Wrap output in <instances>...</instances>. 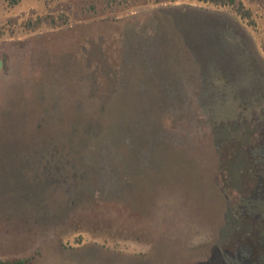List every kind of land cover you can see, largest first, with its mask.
I'll return each mask as SVG.
<instances>
[{"label":"rangeland","instance_id":"374dc122","mask_svg":"<svg viewBox=\"0 0 264 264\" xmlns=\"http://www.w3.org/2000/svg\"><path fill=\"white\" fill-rule=\"evenodd\" d=\"M0 0V264H264V0Z\"/></svg>","mask_w":264,"mask_h":264},{"label":"trees","instance_id":"16d2710c","mask_svg":"<svg viewBox=\"0 0 264 264\" xmlns=\"http://www.w3.org/2000/svg\"><path fill=\"white\" fill-rule=\"evenodd\" d=\"M204 2H211L215 4L221 5H232L236 9V11L243 17L249 16L247 9L241 0H201Z\"/></svg>","mask_w":264,"mask_h":264}]
</instances>
